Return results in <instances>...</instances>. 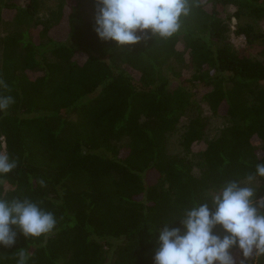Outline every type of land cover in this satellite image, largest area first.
Returning <instances> with one entry per match:
<instances>
[{"label": "trees", "instance_id": "1", "mask_svg": "<svg viewBox=\"0 0 264 264\" xmlns=\"http://www.w3.org/2000/svg\"><path fill=\"white\" fill-rule=\"evenodd\" d=\"M188 3L173 36L117 47L94 31V0H58L47 19L43 0H0V96L13 98L0 112V152L16 162L0 174V198L29 199L56 219L40 237L17 230L2 264H17L20 249L27 264H153L161 227H179L187 208L264 163V61L230 42H264L252 23L231 26L264 20V0ZM206 111L227 124L193 156ZM177 132L183 152L169 146ZM254 186L259 200L264 178Z\"/></svg>", "mask_w": 264, "mask_h": 264}, {"label": "clouds", "instance_id": "2", "mask_svg": "<svg viewBox=\"0 0 264 264\" xmlns=\"http://www.w3.org/2000/svg\"><path fill=\"white\" fill-rule=\"evenodd\" d=\"M94 31L105 42L127 47L159 37L169 38L190 13L188 0H94ZM3 85V81H0ZM13 98L0 96V112ZM16 162L0 152V174ZM257 177L264 178V163L245 182L227 181L203 203L187 208L179 227L165 224L156 236L153 264H260L264 259V197L255 200ZM54 215L29 199L0 198V246L12 247L17 230L26 238L51 233ZM220 227L221 233L215 229ZM241 253L237 262L231 254ZM29 254L20 249L17 264H27ZM2 264V262H0Z\"/></svg>", "mask_w": 264, "mask_h": 264}, {"label": "rangeland", "instance_id": "3", "mask_svg": "<svg viewBox=\"0 0 264 264\" xmlns=\"http://www.w3.org/2000/svg\"><path fill=\"white\" fill-rule=\"evenodd\" d=\"M57 3H58V0H43V7L39 13L40 17H42V19L50 18L52 16V13L57 8ZM235 10L236 9L234 7L230 8L229 15H232ZM81 11L83 13V16L85 17H89V14H92L86 1H82ZM246 23H252L256 26L257 30L264 32V20L257 21L249 17H242L241 19L232 17L231 19V26H232L233 31H235V29L239 25L246 24ZM61 26L62 28L57 30V33L58 34L60 33V35L62 34L61 32L66 33V29H67L65 23H63ZM230 42L234 46V48L238 50L239 52L251 58L264 61V42L256 41L254 44H250L246 40L245 36H239V35H236L235 33H231ZM179 49L184 50L183 43H179ZM184 74L186 76H190L192 74L191 69L189 67L188 69L185 68ZM205 110H207V108H205ZM206 117H207V123H208L207 132H206L207 137L206 139L197 143V145L194 147L193 153H192L193 156L200 153L202 149L205 148L207 140H211L217 137L220 131L227 124V119L225 117H223L222 115L214 114L211 111H206ZM254 143L259 145L260 141L258 139H255ZM169 146L171 150L174 152H183V146L181 144V132H177V133L170 135ZM232 256L237 262H239V260L242 258L239 250L234 252Z\"/></svg>", "mask_w": 264, "mask_h": 264}]
</instances>
